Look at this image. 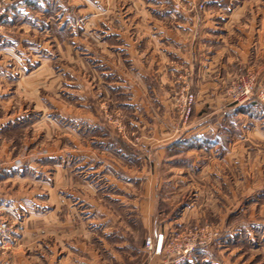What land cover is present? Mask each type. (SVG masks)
Returning a JSON list of instances; mask_svg holds the SVG:
<instances>
[{"label":"rangeland","instance_id":"374dc122","mask_svg":"<svg viewBox=\"0 0 264 264\" xmlns=\"http://www.w3.org/2000/svg\"><path fill=\"white\" fill-rule=\"evenodd\" d=\"M238 5L0 0V264H264V47L249 66L218 41L205 74L190 57L192 25ZM176 36L172 80L142 81ZM197 132L215 143L151 144ZM151 209L184 215L164 257L142 248Z\"/></svg>","mask_w":264,"mask_h":264},{"label":"crops","instance_id":"0c3cea01","mask_svg":"<svg viewBox=\"0 0 264 264\" xmlns=\"http://www.w3.org/2000/svg\"><path fill=\"white\" fill-rule=\"evenodd\" d=\"M212 1L215 2L238 1L239 5L237 9L230 8L226 11L225 10L223 11L219 10L214 12L207 11L203 14L202 18L206 17L209 19L208 21H206L207 25L205 24L206 28L209 29L207 31L213 32V34L211 33L209 34L205 32L206 30H203V27L201 26L204 25L203 23L199 25L201 27H196L197 25L195 23L194 25H192L191 27L192 41L190 43V51L192 52V54L190 57L194 56V58L192 60L193 63L191 66L193 65L195 66L197 64L198 68L202 67L201 69L202 72H200V74L203 73L204 69L206 71L207 70L209 71L210 66L216 63V60L220 55V53L218 52L219 48L218 46H216L218 41H220L221 43L220 45L224 47V49H227L228 51L229 50L232 51L234 57L238 56L242 62H245V64L249 66L252 65L256 66L257 64H259L261 60L258 59L257 56L258 54L261 53L264 47V44L262 42L263 30H264V0H212ZM229 7L230 6H228V8ZM215 17L218 19L215 20ZM177 39L178 36H176L174 40L175 41L174 48L172 49L171 48L168 49L166 44L160 45L161 46L160 49L162 51L160 50L159 51L161 54H158V57L153 61L148 60V57L146 55H142V58L139 60L141 62L140 66H138V68H140L139 71L142 70V81L150 80L151 74L157 76L158 81L162 83L169 82V79L170 81L172 80L170 72L167 71L169 66L170 67L172 66V63H170L172 62V60L170 61L169 58H174L175 67L176 65H178L180 59H182V61L185 60V57L179 51L180 44H182L181 40L179 39L177 40ZM213 42L214 44H212ZM169 45L171 46L172 44ZM155 49L156 48H153V50ZM214 49H216V51ZM200 50L206 52L207 57L210 58V61L206 60L204 63L199 61L200 59L197 58V55L199 54ZM250 50L253 52L250 53L249 58L252 59L254 57V59L248 63L247 61L248 51ZM166 54H168L170 57H166ZM251 55H253V57H251ZM259 57H261V55ZM257 60H259L258 63ZM127 61L134 62V58L130 57L127 59ZM231 63L232 62L230 60V57H227V59L224 61L222 65H224L225 68L228 69ZM131 64H132V68L133 65L134 67L136 66L135 63L134 64L131 63ZM127 65H129V63ZM150 67H155L156 69L153 71L150 70ZM196 73H199L198 69ZM202 91L209 92V90L207 89H205V91L204 89L203 90L200 89V91L198 92H201L200 94H202ZM211 92L213 93V90H211ZM200 94H198V96H200ZM206 136L207 134H204L202 132L200 133L197 132V133H192L190 138L187 136L184 137L176 136L175 138L172 139L164 138V141L155 140L151 144L157 143L155 146L160 147L158 151H160L161 156L164 155L163 159L168 160L169 157L167 154V149L169 147L174 146L178 142L180 144H183V146H185L184 144H188L189 146L201 147V149L203 148L208 149L215 143V141L213 139H208V138L207 140ZM183 218L184 215L180 213L176 217L167 219L162 216L161 212H159L158 216L155 215L153 209H151L149 214V221L146 223L145 228H147L149 235L156 240L157 237H159L160 235L166 237L168 234L167 230L172 229V227L179 226L183 221ZM156 220L158 222H156ZM67 222L69 221L67 220ZM226 234L229 235V232L224 231L222 237H224ZM143 247L144 246H142V248ZM160 257H164V253H162ZM208 258H209V253H206L202 258L194 257L193 260L190 259L188 264L202 263L205 262L206 260H209ZM209 262H210L209 264H215L213 259H210ZM162 263L168 264L167 261L166 262L163 261Z\"/></svg>","mask_w":264,"mask_h":264},{"label":"built area","instance_id":"2783aa9c","mask_svg":"<svg viewBox=\"0 0 264 264\" xmlns=\"http://www.w3.org/2000/svg\"><path fill=\"white\" fill-rule=\"evenodd\" d=\"M167 238L163 235L157 237V239H153L152 236H147L144 240V247L148 251L149 254H160L166 246ZM194 244L185 246L182 250L180 249L178 252V258L175 259H183L188 256V254L193 250ZM165 252V250H164Z\"/></svg>","mask_w":264,"mask_h":264}]
</instances>
